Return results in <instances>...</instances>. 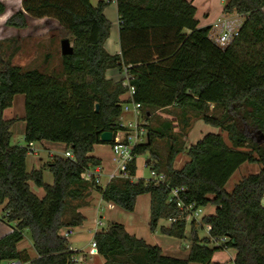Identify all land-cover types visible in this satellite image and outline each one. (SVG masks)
<instances>
[{
	"label": "trees",
	"instance_id": "trees-1",
	"mask_svg": "<svg viewBox=\"0 0 264 264\" xmlns=\"http://www.w3.org/2000/svg\"><path fill=\"white\" fill-rule=\"evenodd\" d=\"M223 1V14L243 21L237 37L221 47L210 36L211 26H198L191 0H116L120 53L109 54L104 42L111 23L103 13L104 0L95 6L90 0H0L5 26L24 29L29 17L50 18L69 33L72 45V53L60 55L62 72L50 74L3 59L0 41V206L3 220L13 224L0 236V264L7 259L74 264L77 252L60 230L83 222L76 208L92 188L126 212L134 211L139 195L149 194L150 231L158 229L160 220L175 219L159 232L190 242L186 257L168 256L113 221L93 236L103 264H224L214 255L227 249L234 251L233 264H264V0ZM112 68L126 70L127 84L105 77ZM130 86L131 100L141 105L146 119L156 110L175 108L187 125L189 113H195L225 132L228 142L221 133H207L186 149L178 143L172 121L164 120L148 125L146 140L134 145L128 178H113L104 187L83 179L85 170L101 163L91 155L93 146L103 143L100 135L127 130L119 118L121 96ZM17 94L24 96L25 145L11 143L15 119L3 117ZM210 105L220 108V115L209 113ZM156 138L166 141L165 158L154 148ZM44 140L64 143L73 157L54 155L27 171L28 144ZM182 152L187 160L176 168ZM144 153L149 155L146 167L163 173L164 183L132 181L136 158ZM245 163H256L259 170L226 190L229 178ZM44 169L52 174V184L43 181ZM29 181L43 188V197L31 191ZM180 187L178 198L184 204L215 207L198 222L189 221V234L186 213L176 198L168 201L171 189ZM204 225L210 231L200 238L197 229ZM26 229L34 257L17 247ZM210 237L228 239L214 244Z\"/></svg>",
	"mask_w": 264,
	"mask_h": 264
},
{
	"label": "rangeland",
	"instance_id": "rangeland-1",
	"mask_svg": "<svg viewBox=\"0 0 264 264\" xmlns=\"http://www.w3.org/2000/svg\"><path fill=\"white\" fill-rule=\"evenodd\" d=\"M99 0H90V3L95 6ZM238 16V15H237ZM239 20L243 21V17L238 16ZM63 38H70L69 33L62 28L56 20L53 19H28V26L24 29H15L12 27H7L4 24L0 25V41L3 42L4 45V54L3 59H10L12 63L22 66L24 69L38 68L44 69L46 68V72L50 74H58L62 72L61 66V50H60V41ZM71 39V38H70ZM69 39V40H70ZM123 119L122 122L126 125L135 119V115L133 111H122ZM209 113L220 115L221 109L214 108L213 105L209 106ZM24 114V96L22 94H17L13 98L12 105L5 109L3 113L4 119H15V124L12 126L10 130H12V139L11 141L15 144L22 145L24 144V139L22 135V126L23 124L19 120V118ZM187 125H184V118L180 116L179 110L175 108H169L167 110H156L153 112L150 118L145 117V115L141 112L140 122L143 123L144 131L146 133L147 127L158 126L164 120H171L173 125L174 135L178 136V143H183V146L187 149L195 140L203 133L201 131V127H204L202 130H206L210 126L204 124L202 118L195 114L189 113L187 117ZM18 121V122H17ZM146 124V125H145ZM205 133L208 130L204 131ZM225 140L226 133L222 132ZM146 140V137L143 136V141ZM11 142V143H12ZM228 142V141H227ZM46 146L49 145H58L57 142L43 141ZM59 143V142H58ZM61 146V145H60ZM37 152L44 160H48V153L46 149L40 147ZM154 148L159 152L161 157H166L168 154V148L166 141L162 138H156L154 141ZM57 152H61L60 150H55ZM60 154V153H59ZM148 153H144L142 155H138L136 159V173L135 178L139 179H149L150 178V169L146 167L143 162L148 157ZM187 156L184 152L180 153L176 158L174 163L175 167H180ZM229 178L227 181L225 188L230 191L234 184L238 182L244 175H246V167H256V164L245 163L242 164ZM251 172V171H249ZM253 172V171H252ZM43 181L50 182L52 181V174L48 171V169L43 170ZM104 179H102V182ZM31 191L37 196H41L40 194L43 192L42 188H38L33 184V182H29ZM92 190H95L92 188ZM95 192H97L95 190ZM103 216L109 217L108 219H103V227L106 228L108 224L112 220L122 221L123 215L127 214L124 210L119 207H115L113 210L109 211L103 208L99 210ZM213 209L211 206H207L202 208V214L207 212H212ZM110 213V216L108 214ZM3 214L0 206V236L3 235L4 230H10L13 226L12 223H8L2 218ZM123 222V221H122ZM170 224L169 220H160L158 224V229L155 232L156 243H159L162 246L164 245L165 239L167 240V236L161 234L159 232L160 226H168ZM190 224L189 221L186 225V234H189ZM197 235L201 238L206 236V232L204 229H197ZM88 236V235H87ZM85 237V236H84ZM82 238L81 241L77 242V246L82 247L86 243L89 244V240L86 238ZM171 239V238H170ZM176 241L177 244L181 245L178 248V251L174 254L175 257H186L189 248V239H176L172 240ZM175 242V243H176ZM18 249H25L29 257H33L35 252L32 248V241L30 237L29 230L23 231V239L17 245ZM227 251V253H226ZM230 250H224L221 253H216L214 259L218 260L224 264H233L231 261V257L228 255ZM1 264H5L2 262ZM190 264H199V263H190Z\"/></svg>",
	"mask_w": 264,
	"mask_h": 264
},
{
	"label": "crops",
	"instance_id": "crops-1",
	"mask_svg": "<svg viewBox=\"0 0 264 264\" xmlns=\"http://www.w3.org/2000/svg\"><path fill=\"white\" fill-rule=\"evenodd\" d=\"M9 1H11V0H9ZM104 1L107 2V5L104 8L103 13H104V16L111 23L109 36L104 42V49L109 54H118V53H120V45H119V28H120L119 23L120 22H119V15H118V11H117L116 0H104ZM191 1H192V4L196 8L195 17L198 20V26H200V27L211 26L219 18H223L226 21H231L233 23H235V22L241 23L242 22L241 20H239V17L236 14H227V15L223 14V12H222L223 5H224L223 0H191ZM41 19H49V18H41ZM4 20L5 19H2L0 21V25L4 24ZM45 69L46 68L44 67V69L42 68L41 70H44L46 72ZM105 77L107 79H112L113 81L123 80L124 84H127V82H128V79H127L128 75H127V72L125 69L123 72L119 71L118 69H115V68L114 69L113 68L107 69L105 72ZM129 97H130L129 93L126 92L125 94H123L121 96V100L125 101ZM23 116H24V114L19 118V120L23 124L21 136L24 139L25 121L23 120ZM122 119H123V112L121 113L119 121H120V123L124 124L122 122ZM15 123H13L12 126ZM207 125H209V124H207ZM12 126H11V128H12ZM209 126L210 127L206 129V130H208V132H206V133L204 132L206 130H202L204 127H201V131H203V133L195 140V142H197L199 139H201L207 133H221L219 128L211 126V125H209ZM11 133H12V130H11ZM12 135H13V133H12ZM11 139H12V136H11ZM195 142H193L192 144H194ZM12 144H15V143L12 142ZM57 144L58 145L46 146L43 143V141L33 142L35 152L34 153L28 152V154H27V157H26L27 171H31L32 169L40 168L42 165H44L45 163L50 161L52 156H54V155L64 156L65 151H68L67 146L61 142H59V143L57 142ZM22 145H25V142ZM38 145L40 147H42L43 149H46V151L48 153V160H44L40 156V154L37 152V150L40 149L38 147ZM55 150H60L61 152H57ZM91 155L100 159V161H101L100 164L103 166L105 172L109 171L113 167V165L111 163L110 145L108 143L95 144L93 146V150L91 152ZM143 164L145 165V160H144ZM252 164H256V163H252ZM256 165L257 166L253 167V168L246 167V175L250 174V173H256L259 170V165L258 164H256ZM241 166H243V165H241ZM249 171H251V172H249ZM102 179H104L103 182H102ZM136 180H137V178H135V177L132 178V181H136ZM29 182H32V181H29ZM52 182H53V177H52L51 183L50 182H45V183L52 184ZM105 183H107V176L103 175L101 177V182L99 185L101 187H103V185ZM29 186H30V184H29ZM38 188H41V187H37V190H38ZM42 190H43V188H42ZM44 194H45V192L43 190V192L40 194L41 196H38V197L41 198L44 196ZM262 205L264 206V197L262 199ZM208 206H211L213 211L207 212L204 214H211L214 212L215 207L213 205H208ZM115 207H118V206L104 201L102 199L100 193L98 191L95 192V190H92V189H90L88 191V193L86 194V197H84V201L80 205L77 206L76 211L79 212L84 217V220L79 226H75L72 228V233L69 235L68 241H69L70 249H77V250H81L84 253H86L85 254L86 255L85 260L82 263H78V264H103L104 263V258L100 254H98L97 251L94 252L93 249L91 248V241L93 240V236H94L95 232L100 230L103 227V219L109 218V217L103 216L99 210H102L103 208H105L109 212V211L113 210ZM108 216H110V213L108 214ZM122 217H123V220H122L123 222L122 221H116V220H112L111 222L115 221V222L121 223V224H123L125 230L128 233L135 235L136 237L144 239L146 241V243H148V244L158 245L161 248L163 254L168 255V256H174V254H171V253L177 252L178 248H180L181 245L177 244L176 241H172V240H176L177 238H173L170 236H167V238H168L167 240L165 239V241H164L165 246H162L159 243L155 242L156 237L154 234L157 230L152 232L149 229V220H150V195L149 194L139 195L136 198L134 211L133 212H127V214L123 215ZM98 222L100 224H98ZM63 229H65V227H63L60 231L62 232ZM9 231L10 230H4L3 233L5 234ZM83 237L89 240L88 241L89 244L86 243L82 247L77 246V242L79 240L81 241V239ZM228 250L231 251L230 253H228V255L233 259L234 251L232 249H228ZM221 252H216V253H221ZM216 253H215V255H216ZM226 253H227V251H226ZM215 255H214V257H215ZM34 256H35V254H34Z\"/></svg>",
	"mask_w": 264,
	"mask_h": 264
},
{
	"label": "built area",
	"instance_id": "built-area-1",
	"mask_svg": "<svg viewBox=\"0 0 264 264\" xmlns=\"http://www.w3.org/2000/svg\"><path fill=\"white\" fill-rule=\"evenodd\" d=\"M241 23L238 22H231L226 21L223 18L217 19L213 25H211L210 30V36L213 39V41L221 46H227L230 44L235 37H237L239 32V27ZM129 77H127L128 79ZM133 87L130 86L128 93L130 97L128 100H125L122 104V111H133L135 115V119L133 121H130L127 125L124 123L121 125L126 127V131H118L115 133V138L113 142H110V152H111V163L113 167L109 171H104V168L101 164L96 165L94 167H90L89 169L85 170L81 177L87 181L94 180L98 185L101 182V177L103 175L107 176V183L113 179V178H119L124 177L128 178V170H127V164L132 159V149L135 144L139 142H143V136L146 137V133L144 131L143 123L140 122L141 118V105L139 103H136L131 100V95L133 93ZM29 152L34 153L35 149L33 146V142H30L28 144ZM65 157H73L71 151H65L64 153ZM151 180L155 181V183H164L166 178L163 173H157L154 170H150V178ZM105 183L103 187L107 184ZM184 188H173L170 191V195L168 198V201L171 202L174 198H176V204L177 207L181 210H183L186 213L185 219L188 221L195 220L198 222L201 217L204 215L202 214V208L194 209V205L192 203L190 204H184L181 200L178 198V193L182 191ZM175 219H169V221H174ZM98 224H100L98 222ZM203 229L206 232V235L209 234L210 226L204 225ZM72 233L71 228L63 229L62 235L65 237H69V235ZM211 242L214 244H222L224 243L228 238L227 237H220V238H211ZM91 248L94 252H96V243L94 239L91 241ZM75 253L72 256V261L74 264L82 263L85 260V254L81 250L72 249ZM5 264H30L29 261H23L20 259H7L3 261Z\"/></svg>",
	"mask_w": 264,
	"mask_h": 264
},
{
	"label": "water",
	"instance_id": "water-1",
	"mask_svg": "<svg viewBox=\"0 0 264 264\" xmlns=\"http://www.w3.org/2000/svg\"><path fill=\"white\" fill-rule=\"evenodd\" d=\"M60 50L61 54H70L72 53V45L67 38H63L60 41ZM115 133L112 131H105L100 135V139L103 143H110L114 140Z\"/></svg>",
	"mask_w": 264,
	"mask_h": 264
}]
</instances>
